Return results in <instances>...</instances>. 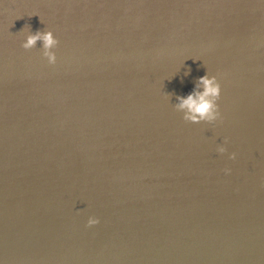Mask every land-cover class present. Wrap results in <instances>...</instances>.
<instances>
[{
    "label": "water",
    "instance_id": "water-1",
    "mask_svg": "<svg viewBox=\"0 0 264 264\" xmlns=\"http://www.w3.org/2000/svg\"><path fill=\"white\" fill-rule=\"evenodd\" d=\"M0 264H264V0H0Z\"/></svg>",
    "mask_w": 264,
    "mask_h": 264
},
{
    "label": "clouds",
    "instance_id": "clouds-1",
    "mask_svg": "<svg viewBox=\"0 0 264 264\" xmlns=\"http://www.w3.org/2000/svg\"><path fill=\"white\" fill-rule=\"evenodd\" d=\"M22 47L24 49H32L37 46V42H42V54L47 59L49 64H55L57 55L55 49L59 45V40L52 30H30L29 25H25L22 30H25ZM21 30V31H22ZM222 92L221 83L217 76L210 75L206 72L197 78L193 90L187 95H178L176 104L174 105L177 111L183 113V119L192 123H200L202 121L214 123L221 119L220 105L218 103ZM219 153H225L227 148L224 144L217 146ZM237 154L232 152L230 159H236ZM225 173L231 172L230 168L224 169ZM99 218L90 216L87 220L88 226L98 224Z\"/></svg>",
    "mask_w": 264,
    "mask_h": 264
}]
</instances>
